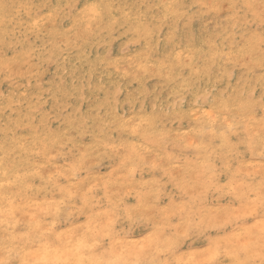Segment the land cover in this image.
Listing matches in <instances>:
<instances>
[{"label":"rangeland","instance_id":"obj_1","mask_svg":"<svg viewBox=\"0 0 264 264\" xmlns=\"http://www.w3.org/2000/svg\"><path fill=\"white\" fill-rule=\"evenodd\" d=\"M136 259L264 264V0H4L0 264Z\"/></svg>","mask_w":264,"mask_h":264},{"label":"clouds","instance_id":"obj_2","mask_svg":"<svg viewBox=\"0 0 264 264\" xmlns=\"http://www.w3.org/2000/svg\"><path fill=\"white\" fill-rule=\"evenodd\" d=\"M3 4H4V0H0V9H2ZM128 264H142V262L139 259H136V260L129 261ZM148 264H156V262L150 261L148 262ZM159 264H164V262L161 261L159 262Z\"/></svg>","mask_w":264,"mask_h":264},{"label":"bare ground","instance_id":"obj_3","mask_svg":"<svg viewBox=\"0 0 264 264\" xmlns=\"http://www.w3.org/2000/svg\"><path fill=\"white\" fill-rule=\"evenodd\" d=\"M106 11H107V10H106ZM109 12H110V11H109ZM132 13H133V12H132ZM110 14H111V13H110ZM133 15H134V13H133ZM110 16H113V15H110ZM131 17H132V16H131ZM132 18H133V17H132ZM205 46H206V45H205ZM208 46H209V45H208ZM208 46H207V47H208ZM206 51H208L207 48H206ZM210 51H211V50H210ZM210 54H211V53H210ZM212 54H213V53H212ZM160 55H161V54H160ZM164 55H165V54H164ZM208 55H209V54H208ZM170 58H171V57H170ZM174 58H175V57H174ZM210 58H211V57H210ZM172 59H173V58H172ZM208 59H209V58H208ZM170 61H171V60H170ZM170 61H169V62H170ZM173 63H174V62H173ZM221 63H222V62H221ZM171 64H172V63H171ZM169 65H170V64H169ZM172 65H173V64H172ZM174 68H175V67H174ZM104 76H105V74H104ZM107 76H108V75H107ZM107 81H109V80H107ZM110 82H111V80H110ZM93 85H94V84H93ZM106 86H107V85H106ZM175 89H176V88H175ZM156 110H157V109H156ZM206 116H207V115H206ZM130 137H131V136H130ZM128 138H129V137H128ZM126 141H127V140H126ZM126 141H125V142H126ZM221 142H222V141H221ZM129 143H130V142H129ZM125 144H126V143H125ZM125 144H124V145H125ZM127 144H128V143H127ZM122 145H123V144H122Z\"/></svg>","mask_w":264,"mask_h":264}]
</instances>
